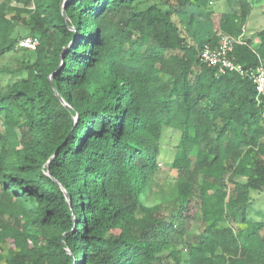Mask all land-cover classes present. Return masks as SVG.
Listing matches in <instances>:
<instances>
[{"label": "trees", "instance_id": "16d2710c", "mask_svg": "<svg viewBox=\"0 0 264 264\" xmlns=\"http://www.w3.org/2000/svg\"><path fill=\"white\" fill-rule=\"evenodd\" d=\"M226 1L0 2V264H264V222L248 215L264 102L199 57L227 34L236 63L264 65L252 5ZM166 128L181 134L177 178L147 206Z\"/></svg>", "mask_w": 264, "mask_h": 264}, {"label": "rangeland", "instance_id": "374dc122", "mask_svg": "<svg viewBox=\"0 0 264 264\" xmlns=\"http://www.w3.org/2000/svg\"><path fill=\"white\" fill-rule=\"evenodd\" d=\"M2 0H0L1 2ZM211 9L214 12H225L230 9L226 0H211ZM252 5V12L245 26V33L248 37L264 30V0H248ZM187 15V14H186ZM188 16V15H187ZM186 16V18H187ZM184 21L185 19L182 18ZM176 22L178 19L175 17ZM14 63L9 59L6 65ZM180 132L174 129L166 128L161 139V159L160 169L162 177L158 179L159 186L153 188L152 192L144 198L147 206L162 205L170 201V196L174 190L175 180L177 178L176 171L171 170V164L174 161L177 146L180 140ZM195 212V210H194ZM249 220L251 222H264V191L255 192L251 197V205L248 211ZM201 226L200 216L197 215L194 221L185 224L186 234L189 237L198 233ZM193 240H191L192 242Z\"/></svg>", "mask_w": 264, "mask_h": 264}, {"label": "built area", "instance_id": "2783aa9c", "mask_svg": "<svg viewBox=\"0 0 264 264\" xmlns=\"http://www.w3.org/2000/svg\"><path fill=\"white\" fill-rule=\"evenodd\" d=\"M240 43H242L240 38L222 34L219 37L217 46H204L199 54L200 60L208 67L216 68L219 74L236 73L240 76L249 78L255 84L258 102L261 104L264 102V65L244 68L241 64L236 63L235 60L230 57V53L234 50V47ZM18 45L20 48L35 50L39 45V40L27 37L21 39ZM262 120L264 128V111Z\"/></svg>", "mask_w": 264, "mask_h": 264}, {"label": "crops", "instance_id": "0c3cea01", "mask_svg": "<svg viewBox=\"0 0 264 264\" xmlns=\"http://www.w3.org/2000/svg\"><path fill=\"white\" fill-rule=\"evenodd\" d=\"M252 12V11H251ZM250 15H251V13H250ZM250 17V16H249ZM246 34V33H245ZM247 35V34H246Z\"/></svg>", "mask_w": 264, "mask_h": 264}]
</instances>
